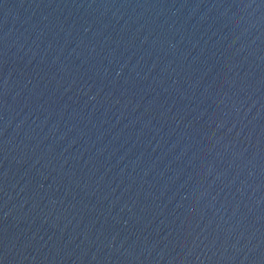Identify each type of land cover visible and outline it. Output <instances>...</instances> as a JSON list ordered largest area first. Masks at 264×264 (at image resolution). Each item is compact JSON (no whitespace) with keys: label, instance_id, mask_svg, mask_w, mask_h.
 <instances>
[{"label":"water","instance_id":"water-1","mask_svg":"<svg viewBox=\"0 0 264 264\" xmlns=\"http://www.w3.org/2000/svg\"><path fill=\"white\" fill-rule=\"evenodd\" d=\"M0 264H264V0H0Z\"/></svg>","mask_w":264,"mask_h":264}]
</instances>
